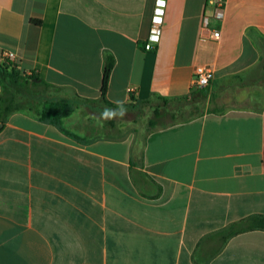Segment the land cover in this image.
Returning <instances> with one entry per match:
<instances>
[{
    "label": "crops",
    "instance_id": "1",
    "mask_svg": "<svg viewBox=\"0 0 264 264\" xmlns=\"http://www.w3.org/2000/svg\"><path fill=\"white\" fill-rule=\"evenodd\" d=\"M213 14L206 0H0V63L12 53L71 108L61 126L0 124V264H264L249 227L264 217V0ZM205 15L218 39L199 34ZM118 100L152 108L149 127L155 110H192L140 137L102 118Z\"/></svg>",
    "mask_w": 264,
    "mask_h": 264
},
{
    "label": "trees",
    "instance_id": "2",
    "mask_svg": "<svg viewBox=\"0 0 264 264\" xmlns=\"http://www.w3.org/2000/svg\"><path fill=\"white\" fill-rule=\"evenodd\" d=\"M114 65L112 56L104 58L103 73L100 87L99 101L111 105L105 100L109 77ZM264 66V61H263ZM0 124L13 113L25 112L37 116L39 120L61 126L63 118L69 114L71 108L66 104L54 99L51 94L52 86L44 82L34 73L24 74L18 70L17 65L5 58L0 63ZM161 100V98H158ZM82 103H91L89 100H79ZM161 112L154 111V118L159 119ZM155 124L150 122V126ZM67 134L71 135L69 132ZM249 227L264 230V217L256 218Z\"/></svg>",
    "mask_w": 264,
    "mask_h": 264
},
{
    "label": "built area",
    "instance_id": "3",
    "mask_svg": "<svg viewBox=\"0 0 264 264\" xmlns=\"http://www.w3.org/2000/svg\"><path fill=\"white\" fill-rule=\"evenodd\" d=\"M206 5L213 9V17L216 20H221L223 18L225 0H206ZM164 15V3L158 2V5L154 9L153 17L151 20V25L149 29V34L147 41L144 45L145 51H152L155 47V44L158 43L161 33V26L163 23ZM209 19L208 16H203L200 32L199 34L204 36H211L213 39H218L220 37L219 31H214L209 28ZM6 58L11 60L14 63V55L7 54ZM213 77V72L210 68L204 66H198L194 69L192 86L195 88H204L206 87Z\"/></svg>",
    "mask_w": 264,
    "mask_h": 264
},
{
    "label": "rangeland",
    "instance_id": "4",
    "mask_svg": "<svg viewBox=\"0 0 264 264\" xmlns=\"http://www.w3.org/2000/svg\"><path fill=\"white\" fill-rule=\"evenodd\" d=\"M190 110L192 109H182L181 111L175 112L167 110V113H164L163 116L157 120V124L152 127H149L147 123L148 120L153 117L152 108L143 107L137 111H127L124 115V120L121 119L120 121H124L126 132H135L137 133V136L141 137L148 133L150 130H154L163 125H168L170 123H175L187 119L189 117L188 112H190Z\"/></svg>",
    "mask_w": 264,
    "mask_h": 264
},
{
    "label": "clouds",
    "instance_id": "5",
    "mask_svg": "<svg viewBox=\"0 0 264 264\" xmlns=\"http://www.w3.org/2000/svg\"><path fill=\"white\" fill-rule=\"evenodd\" d=\"M118 105L117 109H104L101 113L102 118L104 119H113L116 117H123L126 114V109L123 106V101H115Z\"/></svg>",
    "mask_w": 264,
    "mask_h": 264
}]
</instances>
